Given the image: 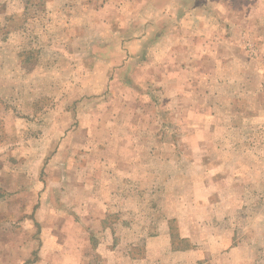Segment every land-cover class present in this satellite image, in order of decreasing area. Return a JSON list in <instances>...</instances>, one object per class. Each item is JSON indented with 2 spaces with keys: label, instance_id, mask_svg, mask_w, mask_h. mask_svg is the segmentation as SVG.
Masks as SVG:
<instances>
[{
  "label": "rangeland",
  "instance_id": "374dc122",
  "mask_svg": "<svg viewBox=\"0 0 264 264\" xmlns=\"http://www.w3.org/2000/svg\"><path fill=\"white\" fill-rule=\"evenodd\" d=\"M172 3L0 0V264H264V0Z\"/></svg>",
  "mask_w": 264,
  "mask_h": 264
},
{
  "label": "crops",
  "instance_id": "0c3cea01",
  "mask_svg": "<svg viewBox=\"0 0 264 264\" xmlns=\"http://www.w3.org/2000/svg\"><path fill=\"white\" fill-rule=\"evenodd\" d=\"M215 1V0H214ZM176 2H181L179 6H175L173 3L169 5V8L167 10H173L181 9L182 12L188 13V14H194L193 16H197V14H204L209 13L211 11V7L213 6L212 0H176ZM179 4V3H177ZM166 8V7H164ZM163 11V8L161 4L158 5L157 13H160ZM187 17V16H186ZM185 17V18H186ZM143 22H141L139 27L140 28ZM196 23V21H194ZM198 29H201V26H197ZM196 25L192 24L189 21L184 22V26H182L180 23L176 27H172L171 29L168 28L165 32H157L155 36H153V43L157 44L158 46L161 45L159 48L162 49L163 47H172L175 49V52H178V45L183 46V56H185V52L187 51V47L191 48V46L196 45V40L201 38V32H194L197 30ZM150 32H142L139 36L136 37V41H133V44H143L146 41V38L148 37ZM164 33L165 35H163ZM183 38L184 41L180 43L179 39ZM181 40V39H180ZM118 44V43H117ZM120 44H124V46H128L127 42L122 40L120 41ZM199 49V48H198ZM202 51H205L202 49ZM219 52V49H218ZM230 56H241V53H237V49L234 46H230ZM179 54H177L178 56ZM207 56L205 53L202 55L196 54L195 56ZM218 54L216 53L217 56ZM221 56V55H220ZM239 58V57H238Z\"/></svg>",
  "mask_w": 264,
  "mask_h": 264
},
{
  "label": "trees",
  "instance_id": "16d2710c",
  "mask_svg": "<svg viewBox=\"0 0 264 264\" xmlns=\"http://www.w3.org/2000/svg\"><path fill=\"white\" fill-rule=\"evenodd\" d=\"M0 12H1V9H0Z\"/></svg>",
  "mask_w": 264,
  "mask_h": 264
}]
</instances>
